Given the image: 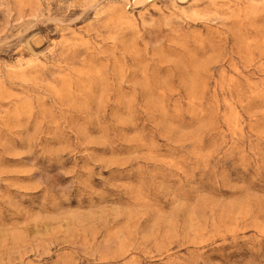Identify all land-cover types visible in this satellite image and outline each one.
Masks as SVG:
<instances>
[{"label":"rangeland","instance_id":"obj_1","mask_svg":"<svg viewBox=\"0 0 264 264\" xmlns=\"http://www.w3.org/2000/svg\"><path fill=\"white\" fill-rule=\"evenodd\" d=\"M0 264H264V0H0Z\"/></svg>","mask_w":264,"mask_h":264}]
</instances>
